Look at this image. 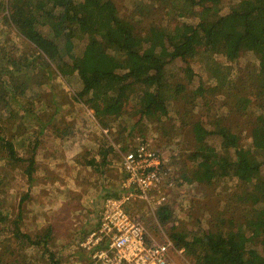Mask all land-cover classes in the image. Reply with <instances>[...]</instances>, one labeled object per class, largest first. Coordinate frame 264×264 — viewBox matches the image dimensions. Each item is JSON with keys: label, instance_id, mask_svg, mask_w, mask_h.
I'll return each instance as SVG.
<instances>
[{"label": "trees", "instance_id": "1", "mask_svg": "<svg viewBox=\"0 0 264 264\" xmlns=\"http://www.w3.org/2000/svg\"><path fill=\"white\" fill-rule=\"evenodd\" d=\"M157 1L163 7L174 2ZM183 1L188 8L181 15L182 25L168 28L152 22L145 35L138 34L133 23L141 24L151 14V7L144 12L147 6L142 4L135 7L140 16L133 17V21L121 15L114 0H0V9L6 23L37 46V60H29L27 67L40 73L54 70V76L63 77L69 84L74 79L80 81L81 88L75 91L74 98L88 105L99 121L119 106L124 94L141 108L140 124L144 119L158 118L160 113L169 114V107L184 99L202 101L209 91L227 90L239 97L243 107L251 105L250 92L254 93L259 105L253 107L257 115L250 147L244 145L239 131H232L222 121L202 124L200 120H187L197 151L193 156L207 164L200 181L214 185L232 175L238 180L232 190L217 195V220L225 224L231 211L241 213L244 229L251 235L257 224L264 226V0L253 6L246 0ZM199 31L203 33L204 47L197 65H191L185 52L192 48ZM249 42L254 44L251 51ZM243 52H251L256 62H246L249 66L240 75H232V62L240 61ZM8 60L10 63L0 64V101L13 105L16 95L30 89L31 80L25 76L23 82V76L9 67L13 60ZM177 63L179 67H172ZM173 72L183 73L185 81L173 82ZM205 73L214 79L213 87L204 84ZM159 107L165 109L160 111ZM17 149L0 133V157L23 165L27 181L32 184L36 152L25 158ZM102 154L100 163L106 161L107 151ZM157 215L165 224L172 210L162 205ZM21 221V211L12 219L0 201V225L11 228V241L20 248L41 243L48 246V233L33 237L21 229ZM172 240L178 248L185 249L193 264H264V242L257 244L247 239L242 249L239 234L224 226L197 237L190 232L172 236ZM3 259L6 258L0 256V264ZM49 264H59L52 253Z\"/></svg>", "mask_w": 264, "mask_h": 264}, {"label": "rangeland", "instance_id": "2", "mask_svg": "<svg viewBox=\"0 0 264 264\" xmlns=\"http://www.w3.org/2000/svg\"><path fill=\"white\" fill-rule=\"evenodd\" d=\"M114 1L121 15L132 21L133 17L140 16V12L134 11L137 5L147 6L144 12L151 7L150 16L143 18L141 24L133 21L136 32L142 35L147 33L152 22L168 28L182 25L181 15L188 8L183 0H174L167 7L161 6L157 0ZM246 1L253 6L258 0ZM176 8L177 13H172L171 9L174 11ZM3 15L4 11L0 9V64L10 63L8 59L11 58L10 69L22 75L23 82L27 76L31 87L25 94L16 95L13 105H4L0 101V133L17 145L21 156L28 158L36 152V166L35 180L29 184L23 165L0 157V201L12 219L21 211L20 226L24 232L33 237L48 233L49 240L47 247L41 243L20 248V244L10 240L11 228L0 225V256L6 258L3 264L13 261L18 264H49L51 253L59 264H81V259L85 264H92V251L89 249L96 251L97 247L90 245L89 248L85 243L92 231L99 227L105 200L123 192L126 173L120 167L119 153L128 151L140 139L161 150L165 166L176 178V186L169 191L164 204L172 210L167 223L161 224L158 208L153 210L146 203L138 201L127 207L141 217L150 243H162L172 236L181 237L188 232L197 237L221 226L239 234L242 249L247 239L257 244L264 242V226L257 224V229L248 235L241 213L231 211L225 224L217 220V195L232 190L238 180L232 175L233 178L225 177L214 185L200 181L207 164L193 156L197 151L187 121L200 120L202 124L222 121L232 131H239L244 145L250 147L257 115L253 107L259 105L254 93L250 92L253 98L251 105L243 107L239 97L235 98L227 90L209 91L206 100L194 103L184 99L180 104L176 102L169 107V114L160 113L158 118L144 119L140 124L137 123L141 108L124 94L119 106L99 121L88 105L74 98L75 91L81 88L80 81L74 79L69 84L63 77L54 76V70L40 73L27 67L29 60H37L34 57L38 52L37 46L9 26ZM186 15L192 16L190 13ZM127 30L133 33V29ZM203 47V33L199 31L192 48L185 52L191 65H197ZM253 48L254 44L249 42L250 51ZM240 55V61L232 62V75L249 66L246 62H256L251 52ZM89 60L90 56L87 62ZM179 66L177 63L172 67ZM204 76V84L213 87L215 81L212 76L208 73ZM171 78L175 83L185 81L183 73L173 72ZM190 108L195 110L188 111ZM158 109L163 111L165 108ZM22 126L25 128L20 129ZM104 150L107 151L106 161L99 165ZM91 159L95 162L91 163ZM12 247L19 250L11 251ZM177 264L193 262L184 253L183 257L178 256Z\"/></svg>", "mask_w": 264, "mask_h": 264}, {"label": "built area", "instance_id": "3", "mask_svg": "<svg viewBox=\"0 0 264 264\" xmlns=\"http://www.w3.org/2000/svg\"><path fill=\"white\" fill-rule=\"evenodd\" d=\"M119 156L126 173L123 192L106 199L99 227L85 243L89 248L105 244L94 250L92 264H177L175 257H183L185 249L169 238L150 243L141 217L127 209L138 201L153 210L166 203L176 186L175 176L165 166L163 155L143 139Z\"/></svg>", "mask_w": 264, "mask_h": 264}, {"label": "crops", "instance_id": "4", "mask_svg": "<svg viewBox=\"0 0 264 264\" xmlns=\"http://www.w3.org/2000/svg\"><path fill=\"white\" fill-rule=\"evenodd\" d=\"M110 158H111V156H110ZM97 160H99V159H97ZM90 162H91V163H92V162L94 163L95 161H94L93 159H91ZM100 162H101V160L98 162V164L101 165L102 163H100ZM120 167H121V166H120ZM120 195H121V194H120ZM120 195H119V196H120ZM105 201H106V200H105ZM102 211H103V210H102ZM101 215H102V213H101ZM100 219H101V217H100ZM99 222H100V221H99ZM104 245H105V244H101V245H98L97 247H102V246H104ZM91 251H92V256H93V252H94V250H91ZM177 260H178V256L175 257V261H177ZM85 261L87 262L86 259H85ZM90 261H91V263H93V259H92V258L90 259ZM80 263H81V264H85L84 260H82V259L80 260Z\"/></svg>", "mask_w": 264, "mask_h": 264}, {"label": "clouds", "instance_id": "5", "mask_svg": "<svg viewBox=\"0 0 264 264\" xmlns=\"http://www.w3.org/2000/svg\"><path fill=\"white\" fill-rule=\"evenodd\" d=\"M164 204H165V203H164ZM164 204H162V205H164ZM162 205H161V206H162ZM158 208H159V207H158Z\"/></svg>", "mask_w": 264, "mask_h": 264}, {"label": "flooded vegetation", "instance_id": "6", "mask_svg": "<svg viewBox=\"0 0 264 264\" xmlns=\"http://www.w3.org/2000/svg\"><path fill=\"white\" fill-rule=\"evenodd\" d=\"M121 196V195H120Z\"/></svg>", "mask_w": 264, "mask_h": 264}]
</instances>
